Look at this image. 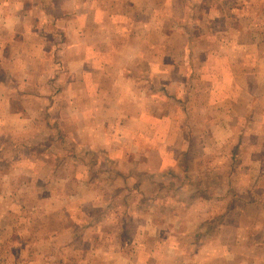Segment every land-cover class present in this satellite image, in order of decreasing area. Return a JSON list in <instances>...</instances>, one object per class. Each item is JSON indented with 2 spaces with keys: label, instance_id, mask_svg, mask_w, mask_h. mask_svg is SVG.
<instances>
[{
  "label": "rangeland",
  "instance_id": "obj_1",
  "mask_svg": "<svg viewBox=\"0 0 264 264\" xmlns=\"http://www.w3.org/2000/svg\"><path fill=\"white\" fill-rule=\"evenodd\" d=\"M133 1L90 38L64 13L20 24L32 37L17 51L0 47V264L264 257V181L256 207L238 182L240 130L264 133V0ZM83 42L100 70L114 61L116 103L97 75L79 79ZM148 64L180 85L159 88L156 73L143 85Z\"/></svg>",
  "mask_w": 264,
  "mask_h": 264
},
{
  "label": "crops",
  "instance_id": "obj_2",
  "mask_svg": "<svg viewBox=\"0 0 264 264\" xmlns=\"http://www.w3.org/2000/svg\"><path fill=\"white\" fill-rule=\"evenodd\" d=\"M131 2L135 3L133 0H131ZM128 5H129V0H106L104 2H102L101 0H0V26L1 28H3L2 31L7 35L5 39L1 38V42L3 43L1 44L0 47L3 46L9 49L10 52L17 51V49L20 48L19 43L17 41L23 43L22 42L23 37H32L30 35H25V33H22L19 30L21 26L20 24H22L21 28L23 29L25 22L27 23L28 22L37 23V21L50 22L49 21L50 17L52 18L54 15H61L64 13L70 14L72 16L70 20L73 22H77L79 24V29L81 32L79 31L78 36L79 38L81 37L83 38V36L86 34L85 33L83 34L82 32L89 25H91V23L101 22V19L103 17L108 21L113 20L117 16L124 17L125 16L124 7ZM46 7H49L48 10L46 9ZM51 7L55 9V13L53 14L50 13ZM105 8H108L106 9V12H105ZM42 16H44V19L42 18ZM169 20L174 21V19H169ZM87 23L89 24L87 25ZM41 28L45 29V27L43 26H41ZM34 29L35 26L33 25L30 31ZM40 30L38 29V31ZM45 36H48V34H42V37L44 39ZM86 36H87L86 38H90L91 34H87ZM4 43L6 44L3 45ZM80 48L83 51L82 52L83 56L79 58L77 62L72 63L74 67H78V69L81 71L79 79L81 80V78L83 77V81H84L83 84H86L87 81L90 82L91 79H92L91 82H97V80L94 78L97 75L99 77V82L101 83L100 86L104 88L103 92H101V95H103L104 97L110 95L111 96L110 101L111 102L115 101L116 103L117 100L116 88H115L116 83L114 82L115 77L112 70L116 68L114 61L112 62L111 60H109L108 62H106L107 68L105 69H107L108 71H104L105 69L100 70L103 69V66L98 67V65H96L94 62L93 63L90 62L89 59H87L86 57L87 43L83 42ZM247 49L249 48L244 47L243 53L251 52ZM12 62H13V58H11L10 61H8V63L10 64ZM254 62L255 64L257 63V61ZM158 66H160V64L157 65V68H153L154 73L150 74L151 64L150 65L148 64V66L146 67V71L148 72L143 73L141 77V79L143 80L142 81L143 85L145 86L151 85V80L155 79L154 77L155 73L157 76L159 88H163V89L167 88L169 90L170 87L172 86L174 87L176 85H180L181 79L179 78L178 74H174L173 78L168 77L167 66L164 65L163 67L160 68H158ZM150 77L152 78L151 80ZM244 81L245 80H239L240 85ZM83 92L86 93V90L84 89ZM110 92L112 94H109ZM175 95H176L175 92H173L171 96L175 97ZM255 106H256L255 107L256 112L259 111V104ZM162 118H168V117H162ZM257 119H264V115H259V116L257 115ZM259 127L260 126L245 125L240 130L241 133L240 139L242 140L241 148L245 149V151L242 152L243 153L242 156L240 155L238 157L239 161L241 160L238 163V166L242 167L243 169L242 173L239 175L238 182H239V186L243 187V190L241 191V195L242 196L244 195V198L249 196L252 197V195H248V194L246 196V191L248 190L250 191L249 194L251 193L253 194L254 199L249 200L251 202H246L247 206L252 205V207H256L257 205H259L261 203V198L263 197V191L262 192L258 191V189L260 190L259 183L264 181V133L260 132V130H263V127L262 129ZM257 133L260 134L259 135L260 142H258L257 137H255L254 139L252 138L253 140L249 139L252 141L251 143H246V142L243 143L244 136L245 137L251 136ZM246 158L248 159V161L246 160ZM254 169H258V170L255 171L254 173H251ZM249 183H253V186H251V184ZM258 195H262V196H260L259 198ZM243 205L244 204L238 200L237 207L239 210L236 211L238 215H242L245 212V209L244 210L242 209ZM259 212H261V209L259 210ZM238 241L239 239L234 240L233 244H235ZM260 243L262 244V242H259L257 244ZM237 244L244 246L246 245V241L243 240L241 242H238ZM254 244L256 243L254 242ZM242 251L243 252L239 250L237 253H234L233 255H229L225 253H219L214 255L212 254L210 255L211 262L213 263L215 260H217L218 262H222L225 264L230 262H234L236 264H264V257L261 254L251 253V251H248L249 253H246L245 249H242Z\"/></svg>",
  "mask_w": 264,
  "mask_h": 264
}]
</instances>
